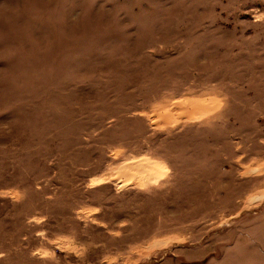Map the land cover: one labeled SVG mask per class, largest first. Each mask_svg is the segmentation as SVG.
<instances>
[{
  "label": "rangeland",
  "instance_id": "rangeland-1",
  "mask_svg": "<svg viewBox=\"0 0 264 264\" xmlns=\"http://www.w3.org/2000/svg\"><path fill=\"white\" fill-rule=\"evenodd\" d=\"M0 264H264V0H0Z\"/></svg>",
  "mask_w": 264,
  "mask_h": 264
},
{
  "label": "bare ground",
  "instance_id": "bare-ground-1",
  "mask_svg": "<svg viewBox=\"0 0 264 264\" xmlns=\"http://www.w3.org/2000/svg\"><path fill=\"white\" fill-rule=\"evenodd\" d=\"M257 198V197H256Z\"/></svg>",
  "mask_w": 264,
  "mask_h": 264
}]
</instances>
